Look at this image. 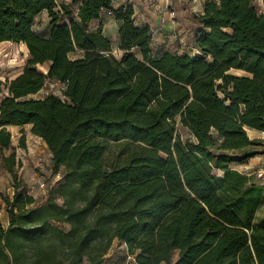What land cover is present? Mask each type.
I'll list each match as a JSON object with an SVG mask.
<instances>
[{"label":"trees","instance_id":"16d2710c","mask_svg":"<svg viewBox=\"0 0 264 264\" xmlns=\"http://www.w3.org/2000/svg\"><path fill=\"white\" fill-rule=\"evenodd\" d=\"M255 1L206 0L193 17L191 55L156 54L131 5L80 0L71 18L65 0H0V42L29 53L0 102L1 161L14 180L3 197L0 264H103L115 240L134 264H264V218L256 220L264 189L231 166L253 155L246 129L264 132V9ZM44 11L46 37L33 30ZM106 11L121 23L120 58L103 32ZM48 81L65 84L64 98H28ZM177 121L193 139H182ZM24 125L63 177L44 202L20 189L22 162L4 154L7 127ZM107 141L133 147L122 164L105 165Z\"/></svg>","mask_w":264,"mask_h":264},{"label":"rangeland","instance_id":"374dc122","mask_svg":"<svg viewBox=\"0 0 264 264\" xmlns=\"http://www.w3.org/2000/svg\"><path fill=\"white\" fill-rule=\"evenodd\" d=\"M62 0H59V2ZM71 3V18H77L78 3L77 0H65ZM201 0H150V8L152 14L149 16L152 24L153 40L152 48L156 54L162 50H169L172 53L178 54H196V47L193 42V35L196 30V24L193 21L194 15L199 13ZM257 10L261 13L264 9L262 0L254 2ZM112 16V15H110ZM70 17H63L60 23H69ZM104 21V17L102 18ZM176 23L174 27H164V25ZM98 22L94 21L91 24V29H95ZM51 28V19L48 17L46 11L42 12L35 19L33 30L40 36H48ZM117 25L114 21L108 22L106 35L109 36L113 44V54L118 58L122 56V51L118 47V34H116ZM83 53L77 51L70 54V58H81ZM29 53L27 46L24 43H15L11 41L0 42V83L2 93L1 100L7 96L5 84L7 80H12L20 73H22ZM49 63L38 65V69L47 72ZM231 73L242 74L240 71L231 70ZM65 85L48 81L44 88L37 94L31 95L28 98H44L49 93H54L62 98ZM8 130L12 135V144L10 149L4 150V154L9 156L12 152L16 153V160L22 162V166L16 170L20 189L28 192V188L37 184L38 182H46L49 187L44 191H36L37 202H44L47 195L53 190L63 178L61 175L57 176L52 171L50 151L46 143L31 134L30 126H8ZM24 130L26 135V148L19 145V138L21 131ZM177 132L182 139H193L187 127H184L177 121ZM104 150V163L107 167L118 166L127 158V153L132 146H126L122 143L107 141ZM14 191V180L12 174L4 167L0 155V221L7 225L8 217L5 208L4 196L12 195ZM264 218V203L259 206L256 213V220L260 221ZM61 227L67 229L68 226L61 224ZM134 257L130 256L123 245L118 240H115L111 249L106 255L103 264H132ZM86 264V263H85Z\"/></svg>","mask_w":264,"mask_h":264},{"label":"crops","instance_id":"0c3cea01","mask_svg":"<svg viewBox=\"0 0 264 264\" xmlns=\"http://www.w3.org/2000/svg\"><path fill=\"white\" fill-rule=\"evenodd\" d=\"M79 1V5H80V0H77V2ZM198 1V0H196ZM206 0H201L200 3V8H199V13H202L203 11V5L204 2ZM78 5V7H79ZM131 5L134 8L135 14H134V18H135V22L138 26H150V28L153 30L152 28V24L150 23L149 20V16L150 14H152V8H150V0H113V7L116 9L120 6H129ZM104 17L105 21H104V27H103V32L106 35V30L108 27V22L114 21L117 25V30H116V34H118V30L120 27V22L115 20L113 18V16H110L107 12H103L102 16ZM96 22H98L97 27L100 24V20H95ZM94 22V21H93ZM176 25L175 22H173L172 24H167L164 25V27H174ZM97 27L94 29L96 30ZM197 27V25H196ZM167 29V28H166ZM193 42H194V35H193ZM195 46V43H194ZM165 51H169V50H165ZM30 126V130H31V125ZM12 127H16V126H12ZM247 133L248 136L251 140H254V142H256V144L251 146V150L253 151V155L250 156L246 161L244 162H238V163H233L231 166L233 169L238 170L248 176H252L254 179V182L260 186L263 187L264 189V182H262V166H263V162H264V132L263 131H258L252 128H247ZM32 134V133H31ZM33 135V134H32ZM34 137H38L33 135ZM40 138V137H38ZM41 139V138H40ZM50 158H51V163H52V154L50 152ZM119 242V241H118ZM121 245H123L125 247L124 243H121ZM126 249V247H125ZM134 264V263H132Z\"/></svg>","mask_w":264,"mask_h":264},{"label":"built area","instance_id":"2783aa9c","mask_svg":"<svg viewBox=\"0 0 264 264\" xmlns=\"http://www.w3.org/2000/svg\"><path fill=\"white\" fill-rule=\"evenodd\" d=\"M61 2V1H60ZM109 15H111V12L110 11H106ZM196 53L198 52V49L196 48L195 49ZM65 85V84H64ZM262 182H264V162H263V166H262ZM57 176H59V174H57ZM49 188V185L48 183H46L45 181L44 182H38L37 184L33 185V186H30V188H28V193L32 196H34L35 198L36 197V191H44L45 189Z\"/></svg>","mask_w":264,"mask_h":264}]
</instances>
